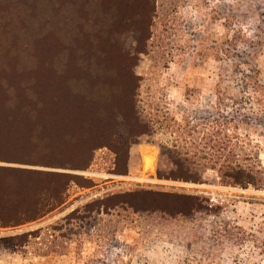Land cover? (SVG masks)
Instances as JSON below:
<instances>
[{
  "label": "rangeland",
  "instance_id": "rangeland-1",
  "mask_svg": "<svg viewBox=\"0 0 264 264\" xmlns=\"http://www.w3.org/2000/svg\"><path fill=\"white\" fill-rule=\"evenodd\" d=\"M161 1L168 14L156 20L136 66L142 107L159 121V131L132 143L127 161L109 146L98 148L86 168L0 159V168L78 175L58 205L16 225L0 224V264L264 263V188L223 184L209 167L206 181L174 179L167 175L176 165L161 149L177 144L190 156H224L207 152L219 129L234 143L250 142L264 164V0ZM127 45L133 50L134 34ZM135 189L202 193L221 209L175 218L86 214L88 203ZM14 241L22 243L6 245Z\"/></svg>",
  "mask_w": 264,
  "mask_h": 264
},
{
  "label": "trees",
  "instance_id": "trees-1",
  "mask_svg": "<svg viewBox=\"0 0 264 264\" xmlns=\"http://www.w3.org/2000/svg\"><path fill=\"white\" fill-rule=\"evenodd\" d=\"M165 10L161 0H0V159L86 168L98 148L109 146L127 161L132 143L159 131V121L142 107L143 77L136 66ZM130 33L136 37L133 50ZM211 140L208 154L224 156H190L185 146H161L176 165L167 176L202 182L209 167L223 184L264 188V164L250 142L234 143L219 129ZM77 176L2 166L0 224L16 225L58 205ZM211 199L197 192L135 189L96 199L85 211L167 218L216 214L221 205ZM260 241L264 246V237Z\"/></svg>",
  "mask_w": 264,
  "mask_h": 264
}]
</instances>
